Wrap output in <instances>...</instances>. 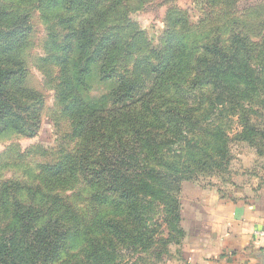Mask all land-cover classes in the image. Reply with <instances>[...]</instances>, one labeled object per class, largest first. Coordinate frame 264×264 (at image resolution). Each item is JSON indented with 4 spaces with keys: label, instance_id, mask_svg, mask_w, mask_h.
Instances as JSON below:
<instances>
[{
    "label": "rangeland",
    "instance_id": "1",
    "mask_svg": "<svg viewBox=\"0 0 264 264\" xmlns=\"http://www.w3.org/2000/svg\"><path fill=\"white\" fill-rule=\"evenodd\" d=\"M35 1L0 0V44L10 50L12 39L23 33L24 39L14 51L28 71V87L44 99L39 129L34 137H24L11 130L0 134V191L7 190L15 196L16 184L38 189L42 196L27 203L29 208L36 210L40 225L46 223L40 211L59 212L63 206L71 210L78 222L72 227L71 217L58 214L55 220H48V226L57 224L59 233L76 232V235L63 237L55 245L61 246L58 249L61 259L39 249L32 253V258L37 264H172L179 254L175 242L184 237L181 221L186 218V207L191 199H198L205 190L215 189L225 195L241 184L264 182V0H119L115 8L113 5L105 13L97 30L99 35L108 36L115 17L116 24L122 21L130 25L126 32H118L122 44L126 37L132 42V55L118 63L120 71L133 68L139 60L164 55L170 33L181 43H189L194 48L191 56L195 59L205 50L199 45L214 38L221 41L217 58L223 46L229 53L238 54L217 87L211 84L215 74L199 77L208 82L207 90L201 93L195 90L197 96L194 94L186 99L188 103L184 106L194 109L190 117L169 130L167 137H159L154 153H151L153 148L143 144L140 161L145 159L148 165L166 172L173 171L169 169L172 165L180 179L171 188L162 182L152 183L153 190H157L152 196L140 189L137 199L141 222L134 228L130 220H124L123 213L121 219L129 227L121 235L103 227V222L117 213L103 206L105 197L114 203L119 200L111 190L98 193L93 188L95 194L91 196L93 191L82 176L74 173L58 179L45 176V169L63 164V157L75 158L79 139L74 135L73 121L68 119L56 97L60 82L56 58L61 51L51 47L49 29L59 30L51 19L54 12ZM22 17H28V20H22ZM231 36H235L233 41H230ZM242 41L250 45L249 56L244 54ZM58 46L59 49L64 47L61 43ZM216 62H205L202 69L215 73ZM2 65L0 62V67ZM90 69L91 74L86 79L88 96L106 110L111 107V100L101 97L110 95L115 83L103 80L106 78L97 68ZM178 98L174 97L175 100ZM171 132L176 135L173 137ZM128 139H125L126 147H134ZM219 144H224L229 152L227 166L213 169L204 164L205 167L200 168L207 157H203L200 164L196 162L199 165L193 162L200 161L203 149ZM211 157L214 159L215 154ZM186 165L192 168H186ZM174 187H181L182 191H173L168 196ZM121 207L124 212L131 208ZM173 208L177 209L176 213ZM7 209L8 206H3L0 210V227L10 221ZM144 215L147 221L142 228ZM176 224L181 227V233L175 229ZM29 225L22 223L17 231L19 238L27 244L33 239L32 233L28 232ZM106 235L112 239L107 238L109 242L102 246ZM149 237H152L151 244L147 242ZM5 238L13 236L10 233ZM139 257L143 262L138 261Z\"/></svg>",
    "mask_w": 264,
    "mask_h": 264
},
{
    "label": "trees",
    "instance_id": "2",
    "mask_svg": "<svg viewBox=\"0 0 264 264\" xmlns=\"http://www.w3.org/2000/svg\"><path fill=\"white\" fill-rule=\"evenodd\" d=\"M35 2L54 12V17L51 19L59 30L49 29V33L52 34L51 47L61 51L58 59L56 58V64L60 67V82L56 97L58 103L64 107L68 119L73 121L74 135L77 140L79 139V144L74 150L75 158L63 157L65 158L63 164L45 169V176L58 179L65 174L74 173L85 179L90 191H93V188L98 193H107L111 190L119 200L114 203L113 200L105 197L102 200L103 206L110 207L117 213L114 217L107 218L103 222V227L107 231L115 233L118 231L121 235L126 233L129 227L124 220H130L134 228L141 222L137 199L140 189L152 196L157 192L153 190L152 183L162 182L171 188L180 179L174 173L177 169L172 165H169V169L174 172H166L148 165L145 159L140 161V156H143L141 153L143 144L153 148L151 153H154L158 138L167 137L169 130H174L182 124V121L190 117L194 109L184 106L188 103L186 99L193 96L195 90L200 93L207 90L208 82H204L199 77L215 74L211 84L217 87L222 82L223 76L231 69L228 67L229 64L236 60L238 54L229 53L223 46L217 58V48L221 41L214 38L199 45L205 50L195 59L191 56L194 48L189 43H181L170 33L167 37L168 50L164 55H156L150 60L147 58L139 60L133 68L120 71L118 63H122L120 61L132 55L130 50L132 42L131 38L126 37L122 44L118 32H126L130 25L122 21L116 24L115 17L114 22L109 26L111 32L107 33L108 36L99 35L100 33L97 32L104 21L105 13L113 5L115 8L119 0H37ZM22 20H28V17H22ZM22 34L21 32L18 37L12 39L9 44L10 50L9 47L3 48L0 44V62L3 64L0 67V134L11 130L18 135L31 138L39 129L44 99L28 87V71L14 51L24 39ZM234 39L235 36L230 37V41ZM58 43L64 47L59 49ZM241 45L245 50L244 54L249 56L250 45L243 41ZM140 49L141 47L138 48ZM117 53L120 55H116ZM214 58L218 61L212 60ZM205 62H216L217 68L213 69L216 72L211 73L210 69L203 70L202 66ZM8 63L11 65H7ZM93 67L99 70L98 73L103 74L106 78L103 80L115 83L110 95L101 97L102 100L106 98L111 100V107L106 110L98 105L100 103H97V100H92L88 96L86 79L91 74L90 68ZM176 96L179 97L177 100L174 99ZM171 135L174 137L176 133L171 132ZM127 137L134 147H126ZM213 153L214 159L211 157ZM203 157L209 160L199 165ZM228 158L229 152L226 146L219 144L215 148L203 149L200 161L196 159L197 161L193 162H198L199 164H196L200 168L208 164L213 169H220L221 166H227ZM188 167L192 168L186 165V168ZM98 183H100L99 188ZM14 190L15 196L8 194L7 190L0 191L3 192L0 196V210L3 206H8L10 218L7 224L0 227V238L8 241L0 240V264H37L36 259L32 258V253L38 249L48 251V254L61 259L58 250L61 246L55 247V245H58L63 237L75 236L76 232L69 235L59 233L56 230L57 224L48 226V220H55L57 214L60 217L68 215L74 227L78 222L76 216L66 206H63L59 212L40 211L39 214L46 218V223L40 225L36 210L29 208L27 203L32 198L38 199L42 196L38 194L39 190L21 184H16ZM176 190L178 193L182 191L181 187H174L170 189L168 196ZM98 193L95 196H98ZM94 194L93 191L91 196ZM52 204L53 202L50 201L51 207ZM122 205L131 208L124 212ZM173 210L177 212L176 208ZM123 213L124 220L121 219ZM142 221L143 228L147 221L145 215ZM22 223L30 224L28 232L32 233L33 239L28 244L24 243L17 234ZM177 224L175 229L181 233L182 229ZM10 233L13 238L6 239L5 237ZM107 238L112 239L106 235L102 239V246L109 242L106 241ZM147 242L151 244L152 237H149ZM175 244H180V241H176ZM138 261L143 262L141 257Z\"/></svg>",
    "mask_w": 264,
    "mask_h": 264
},
{
    "label": "crops",
    "instance_id": "3",
    "mask_svg": "<svg viewBox=\"0 0 264 264\" xmlns=\"http://www.w3.org/2000/svg\"><path fill=\"white\" fill-rule=\"evenodd\" d=\"M241 185L225 195L205 190L190 200L172 264H264V243L254 235L264 230V182Z\"/></svg>",
    "mask_w": 264,
    "mask_h": 264
},
{
    "label": "built area",
    "instance_id": "4",
    "mask_svg": "<svg viewBox=\"0 0 264 264\" xmlns=\"http://www.w3.org/2000/svg\"><path fill=\"white\" fill-rule=\"evenodd\" d=\"M254 235L259 242L264 243V230H256Z\"/></svg>",
    "mask_w": 264,
    "mask_h": 264
}]
</instances>
